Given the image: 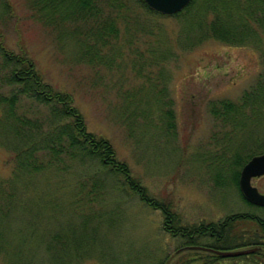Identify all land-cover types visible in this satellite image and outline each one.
I'll return each mask as SVG.
<instances>
[{
	"label": "rangeland",
	"instance_id": "374dc122",
	"mask_svg": "<svg viewBox=\"0 0 264 264\" xmlns=\"http://www.w3.org/2000/svg\"><path fill=\"white\" fill-rule=\"evenodd\" d=\"M33 1L0 0V40L14 54L23 51L42 82L70 94L86 130L111 143L117 160L127 164L149 196L169 205L189 227L245 212L264 220V208L248 206L229 180L236 166L227 172L217 157L222 139L243 153L252 148L251 138L263 141L264 133L255 132L251 117L244 137H231L230 127H222L209 112L210 102L238 101L264 76V32L254 44L200 41L192 27L197 18L154 15L135 6L131 12L138 20L129 29L119 22L116 37L108 38L112 49L109 43L94 45L97 55L87 64L93 50L83 55L86 39L76 37L71 26L60 28L63 38H57L37 19L29 5ZM25 104L20 102L21 110ZM33 112L44 120L43 106ZM168 118L171 132L164 131ZM257 121L264 130V108ZM235 149L227 153L230 162ZM8 160L11 155L0 148L2 179L10 175ZM51 178L37 174L21 191L32 213L11 219L4 229L0 264H177L189 250L179 236L164 230L160 209L129 193L97 162L75 160L47 183ZM251 184L263 193L264 175ZM51 203L58 207L49 209ZM52 236L69 249L48 251Z\"/></svg>",
	"mask_w": 264,
	"mask_h": 264
},
{
	"label": "trees",
	"instance_id": "16d2710c",
	"mask_svg": "<svg viewBox=\"0 0 264 264\" xmlns=\"http://www.w3.org/2000/svg\"><path fill=\"white\" fill-rule=\"evenodd\" d=\"M29 5L37 19L50 27L57 38H63L59 30L64 26L77 29L76 37H82L88 42L83 55L93 50L91 57L86 59L87 64H92L97 55L98 48L94 49V45H107L108 38L116 37L119 22L129 29L132 27L129 25L138 20L137 16H132V7L137 6L151 14L161 15L151 10L143 0H35L29 2ZM46 9L52 14H47ZM185 15L189 19L197 18L196 25L190 24L200 32V41L212 38L230 45L254 44V38L259 39V31L264 32V0H191L183 10L173 14L175 18ZM139 28L142 27L139 25ZM109 47L112 49L113 46L109 43ZM24 54L23 51L12 53L0 40V148L11 155V160H8L11 163L10 175L6 179L0 178V241L11 219L18 221L23 216H29V212L32 213L33 208L26 206L20 193L25 191L35 175H52L47 181L50 184L60 173L65 174L73 161L79 160L82 163L89 159L97 162L104 172L111 174L120 186L122 184L129 193L137 195L147 206L160 209L164 216V230L172 236H179L184 241L183 247L188 244L189 233L195 234L200 225L205 227L203 233L207 235L206 240L202 241L220 250L252 248L264 244L261 241L264 240V220L248 212L226 217L220 223L201 222L196 227L185 226L169 205L148 195L146 188L132 175L127 164L117 160L115 150L107 139L86 130L81 113L72 105L70 94L54 90L42 82L33 63ZM4 87L9 89L8 92L2 91ZM22 100H26L27 104L21 110L19 104ZM263 103L264 76L261 74L238 101L221 99L210 102L209 112L221 122L222 127H230L233 133L231 137H244V125L251 117L255 118L252 123L255 132L264 133L262 124L256 122V116L264 108ZM260 104L263 105L259 108ZM36 106L46 109L44 120L34 116L33 108ZM166 113L172 116L170 110ZM163 125L164 131L171 132L173 125L169 118ZM222 140V146L219 147L221 153L217 157L226 163L227 172L232 173L233 166H236L229 180L238 189L240 169L252 156L264 152V140L251 138L252 148L243 153L232 147L228 138ZM233 149L237 152H233L231 157L234 160L230 162L227 153ZM78 187L80 191L83 188L80 185ZM240 198L248 206L255 207L246 202L241 194ZM48 205L49 209L58 207L53 203ZM212 232L217 234L214 238H210ZM32 234L36 239L39 238V242H43L42 236L36 232ZM46 244L47 250L53 253L69 249L64 246L62 239L55 236ZM187 249L177 259V264H264V250L222 258L212 252Z\"/></svg>",
	"mask_w": 264,
	"mask_h": 264
},
{
	"label": "water",
	"instance_id": "95a60500",
	"mask_svg": "<svg viewBox=\"0 0 264 264\" xmlns=\"http://www.w3.org/2000/svg\"><path fill=\"white\" fill-rule=\"evenodd\" d=\"M147 6L162 15H173L183 10L191 0H143ZM264 175V152L252 156L241 168L238 178V187L242 197L252 205L264 208V193L258 191L251 184L255 177ZM256 251V248L233 250H212L222 258L247 255Z\"/></svg>",
	"mask_w": 264,
	"mask_h": 264
},
{
	"label": "flooded vegetation",
	"instance_id": "af4514ba",
	"mask_svg": "<svg viewBox=\"0 0 264 264\" xmlns=\"http://www.w3.org/2000/svg\"><path fill=\"white\" fill-rule=\"evenodd\" d=\"M238 192H239V189H238ZM198 228L199 229H196L197 232L195 234L189 233L188 240H187L188 244L186 245V248H191V249H193L195 251H199V252H209V251L212 252V250H220V249L216 248L215 246L206 245L205 242H203L207 238V235L203 233V230H205V227L200 225ZM190 229H192V228H190ZM190 232H191V230H190ZM215 235H217V234L215 232H212L210 235V238H214ZM261 241L263 242L264 240H261ZM244 247H248V246H244ZM254 247L256 248V251L264 250V244L256 245ZM222 261L223 260H221L219 262H222Z\"/></svg>",
	"mask_w": 264,
	"mask_h": 264
}]
</instances>
